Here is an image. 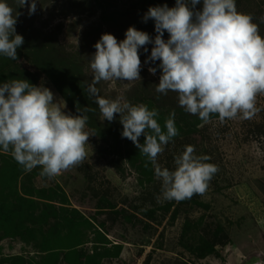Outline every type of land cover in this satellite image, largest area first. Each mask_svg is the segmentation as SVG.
I'll return each instance as SVG.
<instances>
[{"label":"rangeland","instance_id":"rangeland-1","mask_svg":"<svg viewBox=\"0 0 264 264\" xmlns=\"http://www.w3.org/2000/svg\"><path fill=\"white\" fill-rule=\"evenodd\" d=\"M0 264H264V0H0Z\"/></svg>","mask_w":264,"mask_h":264}]
</instances>
